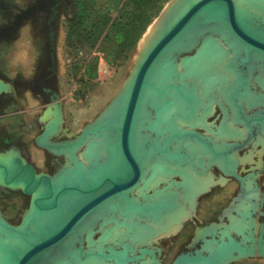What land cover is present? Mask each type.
I'll list each match as a JSON object with an SVG mask.
<instances>
[{"label":"water","instance_id":"water-1","mask_svg":"<svg viewBox=\"0 0 264 264\" xmlns=\"http://www.w3.org/2000/svg\"><path fill=\"white\" fill-rule=\"evenodd\" d=\"M245 3L246 6H240L236 0L174 3L160 34L143 60L136 63L132 81L125 83L103 113L74 139L53 140L62 127L63 108L59 97L51 96L53 104L48 108L53 109V115L45 122L36 143L52 154L65 156L68 161L56 175L50 176L38 173L17 149L8 150L15 153L7 160L0 157V186L9 189L22 186L12 190L31 196L30 215L27 216V212L19 226L10 225L0 214V229L12 240L11 243L0 240V264H98L105 261L123 264L147 256L154 264H160L158 251L148 246L152 243L149 240L135 246L127 237L120 247L110 245L102 249L90 248L86 240L88 229L93 223H100L105 214L110 224H114L112 219L116 215L124 222L137 220L158 228L168 218L188 209L186 197L177 188L176 183L182 180L178 174L173 176L175 182H162L163 188L157 192L151 190L152 193L137 197L139 184L150 174L154 163L187 167L198 175L216 165L239 181L241 192L235 203L240 202L241 195L247 198V182L251 180L261 197L260 202L255 199L251 217L259 226L264 225V220L259 222V218L264 217V192L257 181L261 173L237 174L239 161L235 152L243 146L218 144L216 141L223 137L204 125H192L203 107L204 87L198 76H183L187 68L182 61L200 60L204 43L219 40L228 53L223 68L232 75V81H223L216 89L208 81V91L214 93L211 100L221 97L227 103L236 117L233 123H242L250 140L256 130L259 136H264V111L252 116L244 111L249 99H257L251 89L253 74L264 70V8L253 0ZM190 53L193 54L188 55ZM213 64L212 60L205 62L208 69ZM173 68H176L175 73H172ZM12 91L13 87L0 79V95ZM198 127L206 128L216 141L196 131ZM93 143L102 146V153L91 161L88 151ZM201 160H205L204 168L198 173ZM225 216L228 222L224 224H230L229 216ZM122 227L128 232L126 225ZM202 228L194 239L199 248L181 253L172 264H234L264 258L262 230L252 233L253 227L249 228L251 239L248 240L235 232L224 237L218 233L214 237L215 250L211 252L203 247L199 237ZM98 234L96 241L101 236Z\"/></svg>","mask_w":264,"mask_h":264},{"label":"rangeland","instance_id":"rangeland-1","mask_svg":"<svg viewBox=\"0 0 264 264\" xmlns=\"http://www.w3.org/2000/svg\"><path fill=\"white\" fill-rule=\"evenodd\" d=\"M58 1L59 13L57 15L56 21H54V28L56 29V36L58 37L54 53L56 68V88L58 91V94L55 95L59 97V101L62 103L63 122L59 135L53 140L64 141L67 139H74L85 126L96 120L111 103L114 97L123 89L125 83L128 84L132 76L131 74L134 73L136 63H138L139 59L143 58L146 54V50L143 53V56L141 54L140 45L143 42L142 40H144L147 36L148 32L150 31L149 29L153 27L157 28V32L155 35L158 36L160 34L163 21L165 20L164 13L167 11V9L168 13L173 4L178 2L179 0H170L164 5L163 10L159 14V16L154 19L152 24L144 33L145 37L144 35L142 36L137 44V47L132 53L129 54L127 60H120L114 66L109 65L105 61L103 54L97 52L96 50L92 52L84 51L80 53L78 57L69 55L66 46L67 30L69 23L73 22V20L75 19L77 10L72 0ZM108 1L109 0H96L95 6L101 9H105V7H107V5L109 4ZM236 1L240 6L247 5L245 3L247 1L245 0ZM254 1L258 4V6L264 8V0ZM5 5L6 3H0V15L4 13L3 11L6 12V9H3L5 8ZM17 15L18 14H16V16ZM29 34L30 29L28 27H25L11 39L0 41V73L5 78L1 79L9 83L12 87L13 84L11 83V81H13V76L16 74L15 71H13L15 58H17L21 54V52L13 50V45L24 44V46L32 47L30 45L32 44V40L30 39ZM155 37L156 36L152 37L149 44H147V50L149 49L148 47H150L154 42L153 38ZM214 41L208 40L205 43V53L203 57L207 61L212 60L214 64H219V81L218 79H214V82H218L216 84L211 83L212 87L216 89V86L223 81L226 83L231 82L232 75L226 72L223 68V65H225L228 61L226 48L223 47L222 43L219 40L216 39ZM193 53H190L188 55H192ZM35 56L36 54L32 49L31 65L29 66L30 71L34 70L35 68ZM94 57H99L96 80H93L89 76V74L85 72L86 65L89 66L90 71H93L94 66L92 65V62ZM204 64L205 63H203V66L205 67L206 65ZM10 67L12 69H10ZM256 74L257 71L253 74V81H251L252 83L256 78L255 76H257ZM259 82L264 85L263 77L259 78ZM202 83V86L204 87L202 88V93L205 95L202 102L203 107L200 110L198 119L196 120V122L192 123V125H204L209 128L211 132H213L214 134L216 133L218 136L223 138L216 141L215 137L211 133H209L206 128L203 127H198L196 131L202 133L203 135L212 137L218 144L225 143L223 142L225 140H232L233 137L237 139L244 137L243 131L235 126L232 127L231 123L229 122V114L228 112H225L223 110L225 109L223 103L228 106L227 103L223 101L221 97H219V100H221L223 103L216 98V100H211L212 97L214 98V93L211 94L212 91H208L207 84H209V82ZM252 83L251 85L253 86ZM256 98L257 99L254 98V103H251L252 105L264 100V96H260L259 94L256 96ZM249 101L250 99L247 101V106L250 107L252 105L249 104ZM215 102L220 105L221 109L223 108L222 110L225 113V119L218 126L216 123L218 121L219 114L216 115V109L219 106ZM52 104L53 102L51 101V99L49 100L28 89H21L19 91H16L13 87V91L11 93L0 95V152L5 153L11 149H17L22 157L36 168L38 173H45L50 176L56 175L61 169H63L68 161L65 156H57L55 154H52L51 152L38 146L36 143V138L42 134L45 126L42 116L45 112H47V110H51V108L48 107H50ZM228 125H230L232 129H235V131L229 128ZM79 155H81V153H79ZM100 155V145H92L89 154V158L91 159V161L97 159ZM235 158H237L239 161L237 174H239L240 176H245L255 171H259L261 173L257 181L259 183L261 192H264V136H258L257 143H250L247 147L238 149L235 152ZM57 161L59 162L58 164ZM203 163H205V160L200 161V164H198L199 167L201 165L203 166ZM214 167L218 166H212L211 170L209 171L211 174L209 173L206 177H203V175H198L187 167L176 168L168 164H161L158 168V174H154L155 171H153V168H155V163L152 164L151 172L147 177H151L154 180V183L152 185H149L150 188L147 191L149 193H152V191L154 190L158 191V189L163 188L162 182H175L173 179L174 174L168 175L171 171L179 172V170H182L180 172H182L184 178L186 179V182L191 181L193 184V187H191L192 185H189L186 182L181 184V186L186 189V193H189L191 190V196L187 201L188 209H186L182 214H178L175 217H170L172 221H175L178 216H181L180 223L169 225V228L165 229L162 232H159L161 235L159 233L155 234V224L151 223L152 226L150 225L154 232L152 237H150V239L148 238L149 243L152 242L148 246L158 251L160 264H172L181 253L198 249L200 245L198 243H195L194 239L198 230H200V228H202L203 226L227 223L228 218L225 216V214L228 215L230 219L232 217L234 219L233 221L237 222V219L235 218V211L242 216L248 213L247 210H242L241 202L235 203L236 198L241 192L239 181L236 178L227 175L222 169L221 170L226 175L224 176V178L220 177L221 175L218 172L216 173L213 171ZM212 172L215 174H213ZM215 176L218 178H216ZM181 179L182 180L180 182L183 181L182 177ZM202 182H205L204 185ZM200 183L201 185H203V188L202 186L200 187ZM145 185H148V183H146ZM196 188H200L199 191L197 189L196 192ZM180 190L183 194V190ZM140 191L141 189H138L136 192L138 198L143 197V193ZM247 194L249 203L253 207L254 204H256V200L260 202L261 197L260 195H258V191L256 190L255 186L252 187ZM36 196L37 195L35 194L34 197ZM7 198L14 199L15 203L22 206L23 208V210L21 211L22 216H19L15 221H9L8 219H11L12 210L17 209V207L15 206L10 209V206H8L7 204ZM244 201L245 200H243V202ZM30 203L31 196L26 195L21 190H12L0 186V214L2 218L5 219L10 225L13 224L15 226H18L22 222L27 212V216L30 215V211L28 210L30 207ZM231 206L232 208H230ZM230 213H232L231 217ZM105 216L106 215H104L100 223H93L94 226L92 225L88 229V232L90 233L89 244L92 245L90 246V248L92 247V249H102L105 246L110 245L117 246L118 242H123V237H125V234L127 233V229H124L121 224L131 223V220L129 222H124L123 220L118 218V216L116 218L115 215L112 219L114 221V224H110V219L105 218ZM263 220L264 217L259 218V222H263ZM101 223L102 225H104L105 223L106 224L102 227ZM130 225L132 229L133 226L142 227V225L144 224L138 222L137 220H134V223ZM204 228H202V230ZM247 228L248 225L244 223L239 226L238 231L243 232ZM98 232L101 234V236L99 240L96 241L95 239L99 237V234L97 235ZM208 232H210V234H213V231ZM158 234L159 236H157ZM132 237L137 241H142L145 237V234L134 230ZM0 238V240L2 241H7L8 239V237L5 238L4 235H2V237ZM203 239L206 241V243L208 242L207 244H213L212 240L210 241L207 238ZM132 243H134L135 246L137 245V243H135L134 241ZM230 260L231 259H229L228 261ZM98 264H109V262H102ZM111 264H115V262H112ZM133 264H153V262L152 258L150 256H147L145 257V259H143V261L139 260L137 262H134ZM234 264H264V258L248 259L236 262Z\"/></svg>","mask_w":264,"mask_h":264},{"label":"flooded vegetation","instance_id":"flooded-vegetation-1","mask_svg":"<svg viewBox=\"0 0 264 264\" xmlns=\"http://www.w3.org/2000/svg\"><path fill=\"white\" fill-rule=\"evenodd\" d=\"M0 3H6L5 8H3L4 10L6 9V12L3 11L4 13L0 15V41L11 39L21 29L28 27L30 29L29 36L30 39L32 40V49L36 54L35 56L36 65L34 70L30 71L29 69L31 63L28 67H26V69L13 70L16 73L13 76L14 77L13 81H11L14 89L16 91H19L21 89H25V90L28 89L50 100L53 94H58L56 88V68H55V57H54L56 42L58 37L56 36L54 21H56L57 15L59 13L58 12L59 1L58 0H20V1L1 0ZM16 14L18 15L16 16ZM256 75L257 76L255 77L257 78L254 79L253 83L251 82L253 84V86L251 85V89L253 92L256 93V95L259 94L260 96H264V85H262L259 82L260 77H263L264 79V70H262L261 72L258 71ZM0 78L5 79L1 73H0ZM45 91L48 92L46 93ZM254 101L255 100L254 99L252 100L251 98L249 104L254 103ZM223 105L225 106V109L223 108L222 109L225 112H228L229 114L228 120L231 123L232 127L235 126L238 129L242 130L244 133V134L242 133L244 136L242 138L235 140L234 139L225 140L223 142L227 144L242 145L243 147H247L250 143L252 144L257 143L259 136L257 130L255 131L253 138L250 140L249 139L250 135L248 133L246 134L244 130V125L242 123H236V124L233 123L236 117L235 114L232 112L231 108L229 106H226L225 104ZM253 106H259V107L253 108L251 110H249L246 106L244 107V111L247 116H252L260 111H264V100L248 107L252 108ZM222 109L220 107H217L216 109V115L219 114V118L216 123L217 126L220 125L221 122L225 119V113ZM228 126L229 128H231L230 125ZM232 130L235 131V129ZM58 163L59 162L57 161V164ZM202 168H204V166L201 165L199 167L200 170H198L200 171V173H202L203 170ZM213 171L216 173L218 172L221 175L220 177L223 178L226 175L218 167H214ZM209 173L210 172L202 173V175L203 177H206ZM146 183H148V185H145ZM153 183L154 180L151 177L142 178V181L139 184V189H141L140 192L143 193L142 195L143 197L148 195L147 191L150 188L149 185H152ZM7 204L8 206H10V209L15 206L17 207V209L12 210L11 219L7 218L9 221L10 220L15 221L19 216L20 217L22 216L21 211L23 210V208L22 206L17 205L14 199L7 198ZM12 226L15 225L12 224Z\"/></svg>","mask_w":264,"mask_h":264},{"label":"trees","instance_id":"trees-1","mask_svg":"<svg viewBox=\"0 0 264 264\" xmlns=\"http://www.w3.org/2000/svg\"><path fill=\"white\" fill-rule=\"evenodd\" d=\"M72 1L77 13L67 30L69 55L78 57L84 51L96 50L114 66L120 60H127L170 0H109L105 9L95 6L96 0ZM98 62L99 57H94L93 71L86 65L85 72L93 80L97 79Z\"/></svg>","mask_w":264,"mask_h":264},{"label":"bare ground","instance_id":"bare-ground-1","mask_svg":"<svg viewBox=\"0 0 264 264\" xmlns=\"http://www.w3.org/2000/svg\"><path fill=\"white\" fill-rule=\"evenodd\" d=\"M181 0H179L178 2H180ZM198 1V0H197ZM245 1H247V0H245ZM248 1H251V0H248ZM254 1V0H253ZM255 2V1H254ZM242 5V4H241ZM171 10V9H170ZM167 11H168V9H167ZM167 11L164 13V16L166 17V14H167ZM163 23H164V21H163ZM157 24H159V23H157ZM161 24V23H160ZM162 27H163V25H162ZM150 31L148 32V34H147V36L145 37V35H144V37H145V39H144V37H143V39L144 40H142L143 42L141 43V45H140V48H141V54H142V56L144 55L143 53L145 52V50H146V53H147V48H146V46H147V44H149V42H150V40L152 39V37H154V36H156L157 37V35H155L156 34V32H157V28H155V27H153V28H151V29H149ZM156 37L155 38H153L154 40L156 39ZM152 42V41H151ZM151 45V44H150ZM204 45H205V43H204ZM148 48H150V47H148ZM203 48H204V46H203ZM204 50H205V48H204ZM224 52H226V51H224ZM204 53L205 52H203V55H204ZM227 53V52H226ZM228 54V53H227ZM146 55V54H145ZM203 55H202V58L200 59V60H196V59H188V60H185L184 62L182 61V63H185V65H186V68H187V72H185V74H183V76L184 77H187V76H198L199 77V79L202 81V82H208V81H211V83L212 84H216L218 81H219V77H220V73L218 72V68H219V64H213L212 66H211V68L210 69H208L206 66L204 67L203 66V63H205L207 60L203 57ZM206 57V56H205ZM144 58V57H143ZM143 58H140L139 59V62L140 61H142L143 60ZM138 62V63H139ZM226 62V61H225ZM205 65V64H204ZM175 70H176V68H173L172 69V73H175ZM133 75H134V73L132 74V76H131V78H130V80H129V82H128V84L132 81V77H133ZM214 79H218V81H215L214 82ZM127 84V85H128ZM52 115H53V109H51V110H47V112H45L44 113V116H43V119L46 121V120H50L51 118H52ZM171 121L170 120H168V124H171L170 123ZM94 144H96V143H93L92 145H94ZM99 144V143H98ZM91 145V146H92ZM100 145V144H99ZM91 146L89 147V151H88V157H89V154H90V148H91ZM100 147H101V153H102V146L100 145ZM7 152H9V153H7L6 155H0V157L1 158H3V159H5V160H7V159H9L10 157H11V155H13L15 152H11V151H7ZM94 155V154H93ZM96 155V154H95ZM160 165L161 164H158V165H155V168H153V171H155V173L154 174H158L157 172L159 171L158 170V168L160 167ZM164 165H166V164H164ZM185 169V168H184ZM183 169V170H184ZM152 171V172H153ZM180 171H182V170H179V172H175V171H171V172H169V174L168 175H170V174H178L179 176H181L182 178H183V181L182 182H179V183H176L177 184V188H180V189H182L183 190V194H184V196L186 197V200L188 201L189 199H190V196H191V190H190V192L189 193H186V189L183 187V186H181V184L182 183H184V182H186V179L184 178V176H183V174H182V172H180ZM160 173V172H159ZM162 174V173H161ZM156 177V176H155ZM206 179V178H205ZM1 176H0V182H1ZM199 181V180H198ZM206 181V180H205ZM191 181H187L186 183H188L189 185H192L191 187H193V184H192V182L190 183ZM203 183V182H202ZM205 183V182H204ZM204 183H203V185H204ZM1 184V183H0ZM179 184V185H178ZM197 184V183H196ZM2 185V184H1ZM203 185H201V183H200V187L202 186V188H203ZM198 186V185H197ZM21 188H22V186H20ZM20 187H13V186H10V188H12V189H16V188H19L20 189ZM252 187H254V185H253V183H252V181L251 180H249L248 182H247V188L250 190ZM201 188V189H202ZM197 189L198 188H196V192H197ZM200 189V188H199ZM199 189H198V191H199ZM195 190V189H194ZM157 192V191H156ZM195 192V191H194ZM193 192V193H194ZM37 195V194H36ZM35 196V195H34ZM243 200H245L244 202H243ZM240 202L242 203L241 204V208H242V210H247V214L246 215H244V216H242V215H240V214H236V219H237V222L236 221H233L234 219L231 217V214L232 213H230V217H231V219H230V224H217V225H211V226H206L203 230H202V232H200L199 233V237L203 240V247H205V248H207L209 251H211V252H213L214 250H215V248H214V246H215V243H214V237H216V235L218 234V233H221L222 234V236L224 237V236H227V235H230L231 234V232H235V233H237L238 235H240V236H242V238L244 239V240H248V239H251L250 238V236H249V228H251V227H253V229H252V233H259V231L260 230H262V233H263V235H264V225L263 226H260L259 227V225L255 222V219H253L252 217H251V215H252V209L254 208L252 205H250V203H249V200H248V198H245V199H241L240 198ZM252 207V208H251ZM234 212V211H233ZM105 213V212H104ZM105 215H107V214H105ZM104 216V215H103ZM103 219V218H102ZM235 219V220H236ZM168 221V222H167ZM180 221H181V216H178L177 218H176V220L175 221H172L171 220V218H168L167 220H166V222L163 224V225H161V226H158V228H156V226H155V234L156 233H159V232H162V231H164L165 229H167V228H169V225H173L174 223H180ZM234 222H236V223H234ZM132 223H134V220H131V223H128V224H126V223H123V224H121V226L122 225H126V227L128 228V232L125 234V237H123V239L124 238H127V237H129L132 241H134L135 243H142V242H145V241H147V240H149L150 239V237H152V235H153V232H154V230L150 227V226H148V225H146V224H144V225H142V227H135V226H133L132 227V229H131V225L130 224H132ZM247 224L248 225V228L247 229H245V231H243V232H239L238 231V228H239V226L241 225V224ZM106 224V223H105ZM104 224V225H105ZM104 225H102V223H101V226L103 227ZM93 226H94V224H93ZM171 227V226H170ZM136 230V231H138V232H140V233H144L145 234V237H144V239L142 240V241H137V240H135L133 237H132V234H133V232H134V230ZM158 230V231H157ZM208 231H213V234H210V232H208ZM121 233H122V231H121ZM247 234V235H246ZM2 235H4L5 236V238H7L8 237V239H7V241H4V242H7V243H11V241H10V237L9 236H7V235H5V232L3 231V230H1L0 229V237H2ZM89 235H90V233L88 232V234H87V241H88V244H89ZM208 237H210V238H208ZM149 238V239H148ZM203 238H207L208 240H212L213 241V244H211V245H209V244H207L206 243V241L203 239ZM1 239V238H0ZM119 239V238H118ZM122 239V240H123ZM264 239V238H263ZM2 241V240H1ZM122 245V242H118L117 243V245L119 246V245ZM90 245V244H89ZM90 246H92V245H90ZM120 247V246H119ZM145 259V258H144ZM137 261H139V259L137 260V259H134L133 261H131V262H128V263H123V264H133L134 262H137ZM140 261H143V259L142 260H140ZM228 261V260H227ZM105 262H109V261H105ZM153 262V261H152ZM100 263H102V262H100ZM112 262H109V264H111ZM115 264H119V262H115ZM121 264V263H120ZM154 264V263H153Z\"/></svg>","mask_w":264,"mask_h":264},{"label":"crops","instance_id":"crops-1","mask_svg":"<svg viewBox=\"0 0 264 264\" xmlns=\"http://www.w3.org/2000/svg\"><path fill=\"white\" fill-rule=\"evenodd\" d=\"M30 45L32 46V44H30ZM13 50L21 52V54L17 58H15L14 69L15 70L16 69H26V67H28L31 63L32 47L24 46V44H16L14 46ZM11 67H10V69H12ZM43 116H44V114H43ZM47 121L48 120H46V121L43 120L44 123ZM7 153H9V152H5V153L0 152V155H6Z\"/></svg>","mask_w":264,"mask_h":264}]
</instances>
